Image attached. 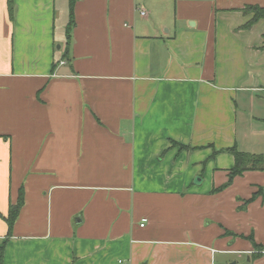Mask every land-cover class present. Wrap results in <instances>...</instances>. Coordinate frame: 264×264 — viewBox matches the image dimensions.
Instances as JSON below:
<instances>
[{
  "label": "crops",
  "instance_id": "0c3cea01",
  "mask_svg": "<svg viewBox=\"0 0 264 264\" xmlns=\"http://www.w3.org/2000/svg\"><path fill=\"white\" fill-rule=\"evenodd\" d=\"M15 4L12 20L0 0L2 264H264L243 237L264 244V196L241 207L264 171L213 191L222 149L264 154L247 116L264 108V19L239 10L264 0H76L69 41V0Z\"/></svg>",
  "mask_w": 264,
  "mask_h": 264
},
{
  "label": "trees",
  "instance_id": "16d2710c",
  "mask_svg": "<svg viewBox=\"0 0 264 264\" xmlns=\"http://www.w3.org/2000/svg\"><path fill=\"white\" fill-rule=\"evenodd\" d=\"M69 9H70V18L67 25V39L68 41L71 39L72 34V28L75 23V16H74V8H75V1L76 0H69ZM8 10L10 14V18L12 20L15 19L16 14V4L15 0H8ZM242 11L245 15L249 12H253L254 16L243 26L244 28H250L255 23H257L259 20L264 19V7L257 5V4H249L245 5L243 8L239 9ZM178 143L173 142V145H177ZM181 150H195L197 147H190L188 145H182L179 144ZM223 151H227L234 156V166L229 170L228 173V180L220 185L219 187L214 188V192L222 191L228 187H230L235 179V177L242 175L246 171H263L264 170V154H255V153H248V152H242L240 151L236 145L232 147H226L222 149ZM259 196H264V186H257V190L253 193V195L244 200V205L241 206L242 208H245L249 203L253 202L255 199H257ZM25 202V192L24 188L21 187L18 195V199L16 203H12L9 207L8 215L5 216V220L8 224V235L11 236L13 233L14 224L18 218V215L20 213V210ZM228 234H232V232L227 231ZM246 239H248L252 245L255 251H260L264 249V244L258 243L253 233H251L248 236H243ZM3 256H4V248H1V257H0V264L3 262ZM256 258L260 257L258 252H255L254 255Z\"/></svg>",
  "mask_w": 264,
  "mask_h": 264
},
{
  "label": "rangeland",
  "instance_id": "374dc122",
  "mask_svg": "<svg viewBox=\"0 0 264 264\" xmlns=\"http://www.w3.org/2000/svg\"><path fill=\"white\" fill-rule=\"evenodd\" d=\"M247 16H249V20L254 16V13L253 12H249L248 14H246ZM260 21V20H259ZM58 35L59 36H62V38H64V34H65V31H57ZM261 95H263V98H264V90H261V92H259ZM257 107V106H256ZM258 110V111H257ZM255 112H259L260 116L262 118H264V108L263 110H260V109H257L254 107V109H248L247 111V116L249 117H253L254 115H256ZM264 121V120H263ZM264 171V170H263ZM245 203H243L244 205ZM242 205V206H243ZM255 252H258L260 256H263L264 255V249L263 250H260V251H255ZM218 264H220V262H222V264H233L236 262V260H239V262L242 264H247L246 262H243V260H241L240 258H238V255L237 254H221L219 253L218 254Z\"/></svg>",
  "mask_w": 264,
  "mask_h": 264
},
{
  "label": "built area",
  "instance_id": "2783aa9c",
  "mask_svg": "<svg viewBox=\"0 0 264 264\" xmlns=\"http://www.w3.org/2000/svg\"><path fill=\"white\" fill-rule=\"evenodd\" d=\"M142 14H145V12H142ZM147 219H143V222H145ZM142 226H144V223L141 224Z\"/></svg>",
  "mask_w": 264,
  "mask_h": 264
}]
</instances>
